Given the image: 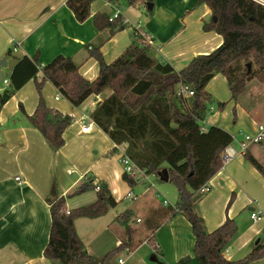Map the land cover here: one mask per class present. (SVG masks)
Returning a JSON list of instances; mask_svg holds the SVG:
<instances>
[{
	"label": "crops",
	"instance_id": "obj_1",
	"mask_svg": "<svg viewBox=\"0 0 264 264\" xmlns=\"http://www.w3.org/2000/svg\"><path fill=\"white\" fill-rule=\"evenodd\" d=\"M116 9L120 10L127 28L113 35H110L109 28L99 30L93 16L104 13L110 17ZM211 19L210 7L201 0H154L152 9H148L147 3L129 5L125 0H95L91 5V16L83 22L76 19L67 6V0H0V60L3 57L7 59V66L2 67L3 77L9 79L14 65L22 56L38 54L39 63L44 66L63 55L72 57L81 75L93 81L100 73V65L89 55L87 44L100 46L104 60L109 64L127 49L133 36L138 34L151 41L148 43L151 54L163 57L180 71L194 57L208 54L222 44V35L203 28ZM9 49H12L10 55L7 54ZM37 76L40 78L41 72ZM228 89L230 91L227 78L221 73H217L207 85L215 101L227 103L225 109L236 108L235 124L226 125L227 117L218 114L219 110L211 104L203 126L207 129L217 125L229 131L234 138L232 145L239 150L238 141L242 139L243 132H254L263 118L239 100L243 92L234 100ZM112 92L107 87L99 94H91L81 105L73 106L53 83H45L43 96L46 104L73 117L71 125L63 133L65 143L57 151H53L43 134L29 121L39 101L34 79L3 105L0 111V264H62L43 255L52 222L50 205L59 196L67 197L69 209L93 203L97 199L96 190L70 196L90 177L96 183L105 182L118 202L113 208L116 215L108 224L113 228L109 234L102 236L91 231L96 221H103L111 209L104 215L81 217L75 222L87 251L95 259L103 258L126 241L129 244L117 253L112 264H120L118 260L123 259L122 251L129 255L122 264H176L183 256L194 255V236L189 221L165 202L162 206L146 207L142 217L137 216L132 207L118 209L131 188L122 177L123 168L116 143L90 116ZM224 94L225 97H220ZM86 115L90 129L85 133L81 132L80 119ZM258 146L264 147L251 145L248 150L261 162L264 157ZM69 169L72 170L70 174ZM74 174L76 177L72 178ZM17 176L21 178V184L16 180ZM210 181V191L199 194L195 210L204 219L209 232L219 227L227 217L237 221V234L227 246L226 258L242 259L262 243L264 176L241 153ZM141 183L135 187L137 191H140ZM232 196L233 202L228 206ZM125 210L131 211L128 227L117 220ZM253 211L260 215L259 219L251 218ZM144 220L148 223L146 229H151L154 222H158L156 232L169 225L166 241L157 233L153 236L159 250L157 253L144 243L149 238L144 235L145 229L130 225L131 221L141 223ZM125 226L130 233L127 240L122 237ZM81 230L90 237L88 241ZM135 240L137 243L133 242ZM146 247L147 250L144 249ZM189 264L199 263L193 258ZM250 264H264V258Z\"/></svg>",
	"mask_w": 264,
	"mask_h": 264
},
{
	"label": "trees",
	"instance_id": "obj_2",
	"mask_svg": "<svg viewBox=\"0 0 264 264\" xmlns=\"http://www.w3.org/2000/svg\"><path fill=\"white\" fill-rule=\"evenodd\" d=\"M94 1L67 0V6L76 19L83 22L91 16ZM125 1L135 5L154 0ZM201 2L212 11V19L203 28L222 35L223 42L214 51L194 57L180 71L163 57L151 54L150 45L141 34L133 36L127 49L109 64L105 62L100 46L87 44L89 55L100 65V73L93 81L81 75L72 57L58 55L41 66L38 54L22 56L12 69L10 84L0 92V111L19 89L34 79L39 101L29 121L43 134L53 151H57L65 143L63 133L73 117L46 104L43 96L45 83H53L73 106L81 105L93 93L111 88L112 94L91 112V119L116 144H125V153L148 174H158L167 168L169 180L178 189V212L189 221L194 236V255H185L176 264H189L193 258L199 264H250L264 258V244L258 243L242 259H227L223 250L237 234V221L227 217L209 232L195 205L200 199L197 192L222 169L224 151L234 140L233 135L220 126L203 129L202 121L209 104H216L219 111L227 105L215 101L207 85L217 73H221L227 78L231 98L237 100L249 81H264V6L254 0ZM93 17L96 27L101 31L109 28L110 35L128 26L121 14L112 21L104 13H96ZM11 53L12 49L7 50L8 55ZM180 83L188 84L194 91L193 96H176ZM232 111L236 122V108L233 107ZM245 158L264 176V164L249 150ZM122 177L131 189L140 184L127 174L123 173ZM89 190H96L97 199L88 205L67 211V197L59 196L51 202L52 222L43 252L45 258L62 264H112L117 253L129 244L124 242L99 260L87 251L77 232L76 220L104 215L118 204L108 185L101 181L96 183L92 177L79 184L70 196ZM232 202L233 196L228 206ZM130 219V210L117 216L124 225ZM155 249L156 253L159 252L158 247Z\"/></svg>",
	"mask_w": 264,
	"mask_h": 264
},
{
	"label": "rangeland",
	"instance_id": "obj_3",
	"mask_svg": "<svg viewBox=\"0 0 264 264\" xmlns=\"http://www.w3.org/2000/svg\"><path fill=\"white\" fill-rule=\"evenodd\" d=\"M228 93L230 94L229 89H228ZM225 96L226 94H224V96L220 95V97H225ZM239 100H241V102L247 107V109H250V110L254 109L253 111L257 112L256 115L263 118V122L261 121V123L264 124V81H261L259 79H254L252 82H250L247 89L241 94V97L239 98ZM210 105L211 104H209V106ZM213 105L216 107V104H213ZM232 110H233L232 107H227L225 110L218 112V114H220L221 116L227 117L226 125H228V123L230 125L235 124V122L232 120L233 119ZM260 147L258 146L259 153L264 157V151H263L264 147L262 149ZM261 162L264 164V158ZM163 166L165 167L166 164H164ZM71 172L72 170L69 172V174ZM71 177L72 178L76 177V174L72 175ZM132 190L136 195H138V198L135 200L126 198L118 209H125L128 207H132L134 209V213L137 216H141V213H143V209H145L146 207H149L150 205H154L156 207L162 206L164 199L168 200L167 201L168 203H164V204L167 206H172V208L173 206H176V203L179 200V193H178L177 187L170 180L165 181L161 179L160 176L156 173H151L148 176H146V178L143 179L140 185V188H139L140 191H137L135 188ZM110 209L111 211L108 213V215L105 217L103 221H99L100 219L96 221V223L93 225L92 231H91V228H89L92 234L95 232L96 233L98 232L102 234V236H104V234H109L113 231L112 225L108 227V224H110V222L115 217L116 211L115 209L113 210V208H110ZM116 223H113V224H116ZM159 223L161 224L163 222L160 221ZM157 224L158 222L156 223L154 222V225L151 226L152 227L151 229L150 228L146 229L148 223L145 220L141 223H137V221H131L130 223L131 227L140 226L141 228L145 229L144 235L149 236V238H151L152 240H153V236L157 233V236H159L163 241H166V238L170 232L169 225L160 227L159 231L156 232ZM126 226L128 227V225ZM126 226L123 229V236H122L123 239L125 240H127L130 235V233L126 230ZM81 232L87 239L85 240L88 241L90 237H88V235L83 230H81ZM133 242H136V240ZM262 243L264 244V232L262 234ZM144 249L147 250L148 248L146 247ZM120 255L125 260L127 257H129L128 252L126 251H122Z\"/></svg>",
	"mask_w": 264,
	"mask_h": 264
},
{
	"label": "built area",
	"instance_id": "obj_4",
	"mask_svg": "<svg viewBox=\"0 0 264 264\" xmlns=\"http://www.w3.org/2000/svg\"><path fill=\"white\" fill-rule=\"evenodd\" d=\"M254 1L261 4L262 6H264V0H254ZM119 15H120V10L116 9L115 13L113 15H111L109 17V19L112 21L115 18H117ZM146 41H147V43H151L150 40L146 39ZM9 84H10V79L3 77L2 80L0 81V92H2L5 89V87H7ZM193 94H194V91H193V89L190 88V86L188 84L180 83L176 88V96H178V97L190 98L191 96H193ZM86 118H88L87 115L80 119L81 132H85V133L88 132L90 129V123L86 122ZM203 122L204 121H202V123ZM203 129H205L204 126H203ZM238 144H239V150L236 149L232 145V143L229 146H227V148L225 149L224 154H223L224 166L228 162H230L232 159H234L235 156H237L238 154H241V153L245 154L251 145H260V144L264 145V124H262V123L258 124L256 127V130L252 133L251 132L243 133L242 139L240 141H238ZM115 147L120 152V158H121L123 173L127 174L129 177H131V178H133L136 181L141 183L143 181V179L146 178V176H148L149 174L146 172V170L144 168H141L140 166H138L125 153V149H126L125 144H116ZM70 171L71 170H68V172H70ZM16 180L20 184L22 183V180L19 176L16 177ZM210 189H211V181L209 180L206 184H204L199 189V191L197 193L198 194H206L210 191ZM126 197L135 200L138 198V195H136L133 192V190L131 189L127 193ZM167 201H168L167 199L164 200L165 203H168ZM173 209L175 211L179 210L177 206H173ZM67 211H69V208ZM251 218L253 220H257L260 218V215L257 212L253 211L251 213ZM138 221H140V219H138ZM144 243L147 244L153 250L154 253H156L155 247H157V243L153 242L151 238L146 239L144 241ZM223 254L225 257L228 255L227 247L223 250ZM118 262L120 264H122V263H124V260L122 258H120L118 260Z\"/></svg>",
	"mask_w": 264,
	"mask_h": 264
},
{
	"label": "water",
	"instance_id": "obj_5",
	"mask_svg": "<svg viewBox=\"0 0 264 264\" xmlns=\"http://www.w3.org/2000/svg\"><path fill=\"white\" fill-rule=\"evenodd\" d=\"M147 6H148V9H152L153 8V2H148L147 3ZM216 17H214V20L216 21ZM7 66V59L5 57H3L1 60H0V81L2 80L3 78V71H2V67H6ZM158 175L160 176L161 179L165 180V181H168L169 180V174H168V171H167V168H163L159 173ZM159 264H165L163 262H159Z\"/></svg>",
	"mask_w": 264,
	"mask_h": 264
}]
</instances>
